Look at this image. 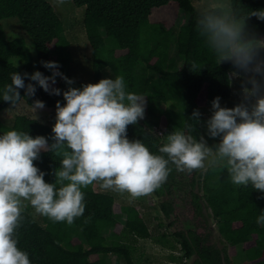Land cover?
Masks as SVG:
<instances>
[{
  "label": "trees",
  "instance_id": "1",
  "mask_svg": "<svg viewBox=\"0 0 264 264\" xmlns=\"http://www.w3.org/2000/svg\"><path fill=\"white\" fill-rule=\"evenodd\" d=\"M77 7H85L83 27L92 51L94 83L104 78L106 68L125 80L126 91L146 96L145 117L138 125L128 127V138L141 139L149 149H158L166 142L167 134L182 130L199 138L203 135L202 117L198 123L190 117L199 110V96L205 90L206 103L219 96H231L230 62L217 65L214 54L205 46L196 30L197 13L193 0H72ZM177 3L179 16H188L185 22L177 20L168 25L153 18L155 10ZM245 11L264 9V0H233ZM17 17L30 36L34 48L19 33L9 34L2 20ZM249 27L264 37V21L255 17ZM41 61H56L59 71L74 80L71 87L81 88L87 82L71 73V41L64 31L61 17L49 0H0V90L11 83L14 72L32 74L40 71L51 74ZM197 65L193 71L191 65ZM232 72V71H231ZM55 85L61 94L50 95L37 82L25 77V84H36L33 97H22L28 104L36 99L48 107L63 105V91L70 87L61 77ZM21 95L25 90L21 89ZM9 103L0 99V111ZM49 123L27 114H17L11 123L0 116V134L8 130L42 135L52 143ZM162 128L163 134L158 130ZM60 156L42 151L34 163L45 172L44 179L53 183V170L59 167ZM169 167L175 168L174 165ZM172 174L170 172L169 177ZM203 198L214 215L222 240L216 245L201 244V237L183 235L180 240L162 232L154 236L135 205H117L113 194L82 189L85 193V212L72 225L53 223L41 216L42 223L26 210L22 227L18 229V246L29 254L32 264H119L110 255L124 256L127 264H139L133 256L138 238L150 237L172 251L180 247L183 255L171 254L172 261L189 258L198 253V264H231L228 247L242 246L247 264H264V225L256 219L264 212V198L251 185L237 186L230 182L226 170L207 169L200 173ZM162 210L168 214L164 203ZM119 225L123 228L119 232ZM179 234V232H178ZM204 242V241H203ZM93 255L97 258L93 259ZM224 258V259H223ZM171 264H174L173 262ZM177 264V263H176ZM182 264V263H178ZM184 264H187L185 261Z\"/></svg>",
  "mask_w": 264,
  "mask_h": 264
},
{
  "label": "clouds",
  "instance_id": "2",
  "mask_svg": "<svg viewBox=\"0 0 264 264\" xmlns=\"http://www.w3.org/2000/svg\"><path fill=\"white\" fill-rule=\"evenodd\" d=\"M52 2L61 6L66 0ZM194 7L196 30L217 65L230 62L234 69L230 77L241 80L240 102L234 107L222 106L219 96L211 102L206 128L208 137L219 138L214 146L203 135L197 138L182 130L167 134L159 154L141 139H129L128 127L144 119L147 100L126 91L122 76L71 87L74 80L59 71L56 61H41L52 70L51 76L38 70L11 75V83L0 90V99L12 108L22 97L36 94V84H25V77L50 95L61 94L60 88L53 87L57 77L70 87L63 91L66 103H56L51 144L45 136L15 129L0 134V264H32L29 254L18 246V229L27 209H32L34 219L43 216L72 225L85 212L82 189L92 186L95 190L99 185L106 192L127 194L131 203L161 188L172 171L170 164L189 174L226 170L233 185H251L264 194V37L249 27L252 17L264 21V9L245 11L233 0H195ZM191 68L196 71L197 65ZM30 105L36 116L46 106L40 99ZM200 116L197 109L190 118L198 123ZM42 151L61 157L53 170V183L44 179L45 172L34 163ZM256 223L264 225V212Z\"/></svg>",
  "mask_w": 264,
  "mask_h": 264
},
{
  "label": "rangeland",
  "instance_id": "3",
  "mask_svg": "<svg viewBox=\"0 0 264 264\" xmlns=\"http://www.w3.org/2000/svg\"><path fill=\"white\" fill-rule=\"evenodd\" d=\"M51 3L53 4L52 0ZM193 4H195V0H193ZM54 5V4H53ZM57 13L61 17L64 25V31L67 37L71 41V50H72V63H71V73L74 78L79 80H83L87 83H94V70L92 66V51L87 39L85 29L83 27V19L85 16V7H77L72 0H66V3L61 6H54ZM178 5L177 3H170L168 5L162 6L159 9L155 10L153 18L157 20H164L168 25L173 24L176 20L179 23L185 22L188 19L186 13L182 16V18L178 19ZM3 25L9 34L19 33L17 35L24 36L27 42L30 44L31 48H34L32 40L30 36L26 33L23 27L20 25L19 19L17 17H9L2 20ZM233 68L230 69V73ZM52 75V70H50ZM104 78L115 79L114 73L111 69L106 68L103 70ZM58 80V79H56ZM231 89L232 93L228 99H221V105L226 107H234L237 103L240 102V89H241V80L236 78L232 79L231 77ZM199 111L202 117V127H203V136L207 140L209 146H214L219 142V138L213 139L208 137L206 121L212 115V105L206 103L205 90H203L199 96ZM13 106H8L4 110L0 111L1 118L11 123L14 120V117L17 114H27L31 117L38 118L43 122L49 123L51 126L55 123L56 116V107H48L45 106L43 110H39L36 114L32 111L31 105L28 104L25 100L22 99L21 103L18 106L12 108ZM202 180L200 179V182ZM197 186H200L199 184ZM97 191H102L99 185L95 188ZM203 190L201 189V194ZM113 194L115 197V201L117 205L121 204H131L135 205L143 217L145 218L150 231L154 236H160L162 232L166 233L168 236L169 232L166 227L167 219L160 213L158 203L159 199L152 194L148 197H142L137 200L129 203V198L127 194L120 195L113 192H106ZM202 211L206 215L208 219V223L211 227V234L214 240H217L218 236V225L214 215L211 212V209L207 206L206 202L203 199ZM33 214L31 208L27 209ZM184 218L189 221V224L193 222L192 211L189 207H185L184 210ZM213 216V217H212ZM38 222L42 223L41 216L35 217ZM216 222V223H215ZM123 228V225H119L117 230L120 232ZM202 232V228L199 227ZM169 231L173 232V229ZM203 233V232H202ZM170 238L173 239L172 236ZM136 249L133 253L134 259L139 264H174L182 263L186 261L189 263L190 257H183L182 260L172 261L171 254L183 255V250L178 247L176 250L172 251L170 248L163 246L161 243L155 241L154 238L144 237L138 238L137 241L134 242ZM231 256V264H247L249 261L246 254H244L242 246H231L228 247ZM93 259L97 258V255H93ZM112 261H117L119 264H127L124 256L122 255H110ZM194 258V257H193Z\"/></svg>",
  "mask_w": 264,
  "mask_h": 264
},
{
  "label": "flooded vegetation",
  "instance_id": "4",
  "mask_svg": "<svg viewBox=\"0 0 264 264\" xmlns=\"http://www.w3.org/2000/svg\"><path fill=\"white\" fill-rule=\"evenodd\" d=\"M200 173L202 171H194L189 174L187 172H178L175 168H172V176L168 177L167 182L153 194L159 199L158 207L160 213L167 219L166 227L170 236L174 235L180 240L183 235L190 238L192 234H197L202 239L201 244L216 245V241L211 234L212 229L208 223V219L204 211H202L204 198L203 192L201 194ZM198 184L200 186H197ZM162 203L169 208L168 214L162 210ZM185 207H189L192 211L193 222L190 224L184 218ZM199 227L202 228L203 233ZM170 229L174 231L171 232L169 231ZM194 253L192 256L195 259H199L198 253Z\"/></svg>",
  "mask_w": 264,
  "mask_h": 264
},
{
  "label": "water",
  "instance_id": "5",
  "mask_svg": "<svg viewBox=\"0 0 264 264\" xmlns=\"http://www.w3.org/2000/svg\"><path fill=\"white\" fill-rule=\"evenodd\" d=\"M216 244L217 246L221 249L223 256H224V251L223 248L226 245V243L222 240L220 231L218 232V236H217V240H216ZM224 259V258H223ZM188 264H198L195 262V258H193V256L190 257L189 263Z\"/></svg>",
  "mask_w": 264,
  "mask_h": 264
},
{
  "label": "built area",
  "instance_id": "6",
  "mask_svg": "<svg viewBox=\"0 0 264 264\" xmlns=\"http://www.w3.org/2000/svg\"><path fill=\"white\" fill-rule=\"evenodd\" d=\"M158 133H159V134H162V129H159V130H158Z\"/></svg>",
  "mask_w": 264,
  "mask_h": 264
},
{
  "label": "bare ground",
  "instance_id": "7",
  "mask_svg": "<svg viewBox=\"0 0 264 264\" xmlns=\"http://www.w3.org/2000/svg\"><path fill=\"white\" fill-rule=\"evenodd\" d=\"M232 79H236L235 77H232Z\"/></svg>",
  "mask_w": 264,
  "mask_h": 264
},
{
  "label": "crops",
  "instance_id": "8",
  "mask_svg": "<svg viewBox=\"0 0 264 264\" xmlns=\"http://www.w3.org/2000/svg\"><path fill=\"white\" fill-rule=\"evenodd\" d=\"M232 70H234V69H232Z\"/></svg>",
  "mask_w": 264,
  "mask_h": 264
}]
</instances>
